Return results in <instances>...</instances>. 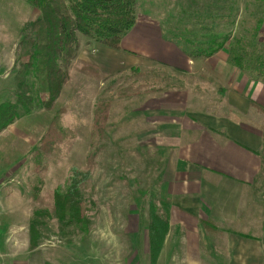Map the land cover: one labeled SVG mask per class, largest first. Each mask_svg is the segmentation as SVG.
<instances>
[{"label":"rangeland","instance_id":"374dc122","mask_svg":"<svg viewBox=\"0 0 264 264\" xmlns=\"http://www.w3.org/2000/svg\"><path fill=\"white\" fill-rule=\"evenodd\" d=\"M2 1V7L0 5V95L2 94L1 88L4 92L5 85L8 90L12 71L17 61L16 52L13 50L15 43V31L13 30L16 29V25L23 17L29 16L23 1ZM151 1L139 0V12L157 19L162 25L166 37L177 39L179 36L188 34L185 31L186 24H184L186 17H180L178 13V15H174L173 12L169 14L168 3L163 0H153L154 3L153 1L150 3ZM252 5L256 4L252 1ZM254 8L243 10V20L240 23L243 28L236 24L234 28L230 29L232 35L241 36L242 29L251 30L254 35L256 25L262 20L252 16V13L264 12V9L261 12L260 9ZM174 28H176V32H174ZM191 36L195 35L189 31V34L184 37L190 38ZM88 48L89 53L97 52L95 45H87L85 52ZM108 60L113 64V68L117 69L102 74L99 82L95 84L79 79L80 75L77 69L82 66L83 62L80 64L79 60H74L71 68L73 79L57 100L56 110L52 112L44 110L45 114L50 113L53 116L57 110L66 108L67 111L62 117V125L69 131L72 140L69 142L70 144L61 146V151L57 156L49 159L45 183L41 186L40 196L46 197L49 192L56 190L59 186H64L72 167L85 168L93 110L97 99L104 88L116 81L117 77H125L131 70V67L119 70L122 63L117 57ZM148 62L150 61H142L144 67L140 68L155 67L154 63ZM159 70L161 71V68ZM187 80L198 82V79L190 75L187 76ZM122 81L125 79L119 80V83ZM170 84H174V82ZM210 91L214 93L216 88H211ZM201 92V89L192 91L196 96L194 102L200 101ZM147 98L145 97V101ZM3 99L10 100L11 96L8 94ZM218 101L221 102V99ZM133 102L134 99L131 98L113 104L108 137H106L103 150L97 159L94 180L86 191L87 196L95 202V206H91L89 211L90 232L87 236L81 233L75 235L70 242L60 235L58 221L51 218L46 220L47 228L44 229L43 244L35 250L36 252L30 251L29 225L31 216L35 210L42 208L37 198V175L33 170V153L39 144L36 146L29 144L27 147L29 152H27L19 144L24 139L20 138L21 136L18 134L20 142L15 145L9 144L11 149L12 146H15L13 148L20 154L21 158H15L16 160L4 157L2 155L4 148L0 147V219H2V223L6 224H3L4 226H10V228H6L2 224L0 225V264H44V261L50 264H152L148 257V230L150 228L148 214L151 209L152 195L156 196L157 200L162 199L160 184L157 182L159 172L162 170L159 164L152 161L154 154L150 153L147 148L148 119L145 117L147 125L141 124L139 120H133L136 119L133 118L132 113ZM219 106L214 103L213 107H207L211 108L215 114L224 110L228 111V108L232 114H238L226 103H223L224 107ZM123 108L125 116L122 115ZM219 108H224V110ZM42 111V109H38L31 113L37 114ZM43 118L45 119L46 115H43ZM244 121L250 122L248 119ZM32 122L43 124V121L36 115L27 124L30 128H32ZM19 125L16 128L18 130L26 127V124ZM41 130L44 131V129L40 128V136L43 133ZM14 134L17 132L15 131ZM140 134L144 136H140ZM33 136L31 134V137ZM36 137L37 133H35L34 139ZM2 144H4L3 140ZM14 165L18 166V172L15 173L17 175H13ZM11 171L12 173H10ZM7 173H10L9 176L4 177ZM142 191L147 193L144 201L140 195ZM247 192L251 196L256 195L257 197L258 195L262 207L260 206L252 212L250 223L242 215L240 216V222H242L240 225L246 224V222L249 224L239 227L238 223H228L223 227L224 229L221 227V230L233 227L235 231L250 233L255 237L264 236V217L261 215L262 208L264 209V201L262 202L264 191L254 193L248 189ZM199 221H201L200 218L193 220L188 217L180 219L173 216L170 222L171 227L155 264H229L231 257L224 244L226 235L223 238L217 236V239L211 242L205 231L203 232ZM12 227L17 231L12 230Z\"/></svg>","mask_w":264,"mask_h":264},{"label":"crops","instance_id":"0c3cea01","mask_svg":"<svg viewBox=\"0 0 264 264\" xmlns=\"http://www.w3.org/2000/svg\"><path fill=\"white\" fill-rule=\"evenodd\" d=\"M163 1L168 3L169 14L173 12L174 15L178 13L180 17H186L184 24L190 25V29H193L191 25L196 24L197 19L201 18L203 21L201 23L204 24V20L211 18L213 33L215 28L219 32L222 14L224 17L228 15L232 21L235 20L240 24L243 20L244 9L255 7L254 9H260L261 12L264 9V0ZM252 1L256 5H252ZM0 5L2 7L3 4L0 3ZM222 8H229L233 11L222 12ZM252 16L262 20L260 23L264 25V12L252 13ZM263 29L259 36H262L261 40L264 43ZM205 37L210 38V36L168 38L157 19L139 12L137 24L124 37L120 52L102 48L88 37L80 36V47L76 59L80 61V64L86 62L97 66L101 74L117 69H114L113 64L108 60L112 57L121 60L119 70L144 67L141 62L147 60L155 65L154 68L149 69L159 70L161 68L181 80L178 87L133 98L132 113L133 118H136L133 120H139L141 124H145L148 119L147 148L150 153L154 154L152 161L159 164L162 170L159 176L157 175L159 178L157 182L160 184L162 199L169 200L171 204L170 222L173 216H177L180 219L188 217L193 220L195 218L211 220L220 229L228 223H238L239 227H242L252 221V212L261 206L260 197L251 196L247 191L249 189L250 192L260 193L253 189L252 185L255 184L263 169L262 160L258 156V152L263 147L261 134L263 117L252 109L250 100L264 106V82L253 81L239 69L228 65L224 61L227 56L225 51L218 52L209 58L192 59L189 57L185 51L190 49L192 44L200 43L201 38ZM217 37L220 38V35ZM15 44L16 37L14 49L12 48L14 52H16ZM87 45H95L97 52L89 53V48L85 52ZM11 69L12 67L10 71ZM79 75V79L86 82L94 84L99 82V80ZM188 75L198 79V82H189ZM72 79L73 74L71 73V79L67 85ZM9 88L11 89V82ZM211 88H216V91L211 93ZM6 89V85L4 92L1 88L0 102L4 100L3 97L7 96ZM200 89L202 90L201 99L199 102H194L196 96L192 91ZM9 95L11 96V93ZM145 97H148L146 101ZM220 99L221 102L218 101ZM214 103L220 105L219 107L226 103L238 114H232L229 108L228 111L219 108L224 111L215 114L209 108L213 107ZM42 110V113L22 116L2 133L0 147L4 148L2 152L4 157H8L9 160L21 158L13 148L15 146H12V149L11 146L9 147V144L19 143L20 138L24 140L19 144L27 152H29L27 148L29 144L31 146L39 144L53 119L52 114L48 112L45 114L44 109ZM123 113L124 108L122 115L125 116ZM35 115L43 121V124L32 122V128H30L27 124L34 119ZM43 115H46L45 119ZM245 119L250 122L247 123ZM19 124H26V127L18 130L16 128L20 126ZM41 127L44 131L41 130L43 133L40 136ZM15 131L17 134H14ZM35 133H37L36 139H34ZM31 134L34 136L31 137ZM140 136L144 135L140 134ZM17 167L14 165L15 170L12 168L13 175H17L15 174L18 172ZM10 173L5 174L4 177H8ZM241 215L249 223L240 225ZM261 215L264 217L263 208ZM1 224L6 225L2 223V219H0ZM4 227L10 228V226ZM12 230L17 231L13 227ZM236 232L242 233L237 230ZM242 234L246 235V233ZM218 237L223 238L224 236ZM253 237L255 239L242 238L234 234L226 235L224 244L230 253L229 264H264V236Z\"/></svg>","mask_w":264,"mask_h":264},{"label":"trees","instance_id":"16d2710c","mask_svg":"<svg viewBox=\"0 0 264 264\" xmlns=\"http://www.w3.org/2000/svg\"><path fill=\"white\" fill-rule=\"evenodd\" d=\"M25 3L29 16L23 17L16 25L17 61L11 76L10 100L0 102V136L22 116L34 110H56V102L64 87L71 79V68L77 58L80 47V36L88 37L102 48L120 52L122 41L135 27L139 14V0H21ZM3 4V1L0 0ZM223 11H233L222 8ZM233 15V14H232ZM3 17V16H2ZM237 19V18H236ZM197 19L196 24L186 30L201 38L200 43L192 44L186 54L192 59L209 58L218 52L225 51L224 61L245 73L253 81L264 82V43L261 33L262 23L254 31L242 29L241 36L232 35L231 28L237 24L228 15H221L219 32L212 31L211 18ZM199 33L197 32L198 30ZM176 28H174V32ZM181 33V32H180ZM182 34V33H181ZM248 34V35H247ZM220 35V38L217 36ZM187 36V35H182ZM78 73L100 80L101 70L97 66L83 62ZM119 83V80H124ZM172 80V81H170ZM170 81V82H169ZM169 82V83H164ZM174 84H170V83ZM181 80L164 70L132 67L125 76L117 77L111 85L104 88L97 99L93 110L90 141L84 169L72 167L64 186L40 196L45 183V174L50 158L61 151V146L70 144L72 138L62 125L66 108L57 110L46 132L40 139L38 148L33 153V170L37 175V198L42 208L35 210L29 225V249L35 251L44 240L46 220L54 218L59 224V233L67 241L78 234L87 236L91 220L89 211L95 206L92 198L87 196V188L95 177L97 159L103 150L106 140L113 104L123 99L148 96L178 87ZM162 84V85H161ZM223 96H225L223 94ZM228 106V105H227ZM250 106L264 117V106L250 100ZM263 147L258 156L263 169L252 188L263 192L264 187V120L261 127ZM72 135V134H71ZM93 188V186H92ZM94 189V188H93ZM146 192H141L144 201ZM158 202V204H157ZM48 205V206H47ZM170 201L156 199L152 195L149 209L148 244L152 264H155L162 249L170 226ZM208 239L213 242L217 236L234 234L242 238L255 239L252 235L236 232L233 227L221 230L211 220L200 221ZM45 264H50L46 261Z\"/></svg>","mask_w":264,"mask_h":264}]
</instances>
